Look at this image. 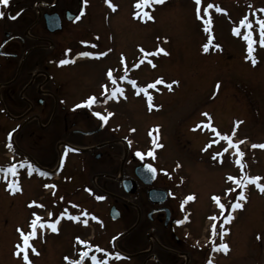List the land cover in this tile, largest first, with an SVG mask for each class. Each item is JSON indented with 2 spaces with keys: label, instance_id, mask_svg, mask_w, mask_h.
<instances>
[{
  "label": "rangeland",
  "instance_id": "obj_1",
  "mask_svg": "<svg viewBox=\"0 0 264 264\" xmlns=\"http://www.w3.org/2000/svg\"><path fill=\"white\" fill-rule=\"evenodd\" d=\"M111 2L115 10L102 3L100 10L91 8L86 16L70 24L65 33V49L69 48L66 58L45 57L49 70L59 75L56 80L66 81L67 107L91 96L97 98L92 107L80 108L82 116L72 115L71 120H84L81 126L89 130L93 124L100 126L94 111L112 114L100 134L81 137V146L87 149L97 141L110 142L96 150V154L101 153L100 159L88 150L81 154L65 148L61 115L65 108L62 110L61 104L51 124L41 127L49 119L12 118L25 109L20 100H16L17 106L13 98L8 104L11 117L1 112L0 102V167L15 165L18 173L0 172V264H27L22 252L16 255L17 245L23 246L18 229L27 234L36 217L40 218L37 235L30 242L39 254L28 249L32 264H96L92 257L101 264H131L122 255L114 259L112 239L122 223L110 218L105 194L93 195L90 187L97 182L115 189L122 163V175L134 178V167L146 161L160 171L155 184L163 186L170 175L181 183L182 196L190 192L195 196L191 209L198 208L196 237L207 262L214 255L206 246L211 241L205 214L218 215L222 209L229 224L225 228L227 237L219 244H227L229 250L216 252L220 257L214 264H264V193L255 183L243 181L245 176L259 177V183L264 184V148L252 147L264 144V46L259 24L264 20V0H201L200 5L196 0H164L146 8L152 19L134 15L139 11L137 0ZM209 4L214 6L208 8ZM245 18L251 22V29L241 24ZM249 32L254 42L252 53L245 39ZM205 44L208 51L203 49ZM159 48L165 52L155 54ZM32 55L21 59V73L28 71L29 80L37 68L31 66ZM251 57H255V64ZM61 60L71 62L60 64ZM17 65L18 60L5 79L15 73ZM109 70L115 84L107 75ZM40 77L36 82L44 75ZM158 79L164 83H156ZM173 81L178 83L171 89L166 87ZM153 83L156 86L149 87ZM114 87L122 88L123 95L112 97ZM59 94L65 98L61 91ZM148 95L153 98L151 110ZM225 135L231 137V143L223 138ZM78 137L74 136L77 143ZM153 139L162 147H156ZM149 150L154 151L155 158L136 155L137 151ZM93 171L96 174L91 178ZM13 182L21 190L13 192L9 188ZM241 191L246 196L239 201L243 207L233 209ZM101 196L104 198L98 200ZM214 197L220 198L224 208ZM52 223H56L57 231L48 226ZM77 237L86 243H79ZM128 244L122 241L131 249ZM84 251L87 256L82 255ZM156 255V262L152 258L149 264H179L166 255Z\"/></svg>",
  "mask_w": 264,
  "mask_h": 264
},
{
  "label": "flooded vegetation",
  "instance_id": "obj_2",
  "mask_svg": "<svg viewBox=\"0 0 264 264\" xmlns=\"http://www.w3.org/2000/svg\"><path fill=\"white\" fill-rule=\"evenodd\" d=\"M102 3H106L105 0H88L87 4L84 3V0H9L7 6L0 5V11L5 13L3 17H0V102L3 104L1 112L8 117L12 116L8 104L13 98V104L17 106L20 102L25 109L12 118L19 120L22 117L31 116L37 120L49 119V123L46 125L40 124L41 127H46L51 124L50 121L59 110L58 104H61V109L65 108V113L61 114L64 122L65 148L81 154L88 150L87 152H90L91 155H96V159L102 157L101 153L96 154V150L105 147L110 142L97 141L94 146L87 149L81 146L83 144L81 137L95 136L102 132L100 130L93 134L87 133L95 131L101 126V119L95 115L99 111L93 112L100 120L99 127L93 124L91 129L86 130L81 126L84 124V120L81 121L80 118L71 120L69 117L72 115L82 116L80 108L84 105L79 103L71 107L66 106L69 103L67 101L66 81L56 80L57 75L49 70V65L45 64V57L50 56L55 59V57L62 58L64 56L66 58L65 53H69L67 51L69 48L65 49V45H67L65 44V36L68 35L65 33L70 24L86 16L91 8L97 7L100 10ZM146 8L144 11L147 10ZM72 14L76 15L70 19ZM84 42L86 45L87 41ZM90 45L96 47L92 43ZM29 53H33L32 57L34 58V63L31 66L37 67L34 69L32 81L29 80L28 71L21 73L23 63L21 59L23 57L25 59ZM17 60L18 65L15 73L9 79H5V74L14 69L13 66ZM41 75H44L43 80L36 82V80L42 79ZM54 84L57 85L54 86ZM6 91H10L9 95L6 94ZM60 91L65 94V98L60 97ZM16 100L20 101L17 102ZM77 105L81 106L77 107ZM74 136H80L78 143L74 141ZM123 171L124 163L118 172L121 174ZM164 173L168 174L167 171ZM95 174L96 171H93L91 178ZM159 174L160 171L158 170V177ZM124 177L125 175L122 178L118 177V181L114 180L117 185L115 189L106 188L97 182H92L93 185L90 187L93 195L97 196L98 193L100 195L101 192L105 194L104 197L109 202V215L112 207L119 211V217L114 221L121 222L122 228L112 239L114 259L119 254V256L127 257L131 264H149L152 256L160 253L171 257L173 261H177L179 264H214L217 261L219 256L216 253L219 252L217 247L227 237L225 228L229 224V219L225 211L219 209L218 215L205 214L204 223L209 221L206 231L211 241L210 245L206 246L207 250H213L214 255L212 260L207 262L206 254L199 247L202 245L198 243V237H196L195 214L197 215V207L191 209L192 204L196 203V198L194 196L192 200L186 199L189 195H193L192 192L185 197L182 196L181 183L169 175L167 179H164L163 186L155 184L158 177L151 186L138 182L137 193L133 195L125 189L122 180ZM150 188L166 191L167 198L165 201L160 203L151 201L149 198ZM226 218L228 222H226ZM178 220H182L183 223H177ZM213 225H215V234H213ZM150 234L154 235L158 242L151 244L149 241ZM119 241L121 246H119ZM122 241L129 243V246L132 245L129 247L131 249L122 245ZM29 243L31 244L30 241ZM121 250L124 254L120 253ZM201 260L203 261L200 262Z\"/></svg>",
  "mask_w": 264,
  "mask_h": 264
},
{
  "label": "snow or ice",
  "instance_id": "obj_3",
  "mask_svg": "<svg viewBox=\"0 0 264 264\" xmlns=\"http://www.w3.org/2000/svg\"><path fill=\"white\" fill-rule=\"evenodd\" d=\"M88 0H84V3L87 4ZM106 3L109 4L110 7L113 8V10L116 9V5L112 4L111 0H105ZM164 0H137V3L135 5V7L139 10L137 11L136 13H134V15L136 16H143V17H147L148 19H152L153 17H151L150 13L147 12V11H144V9L150 5V4H157V3H163ZM9 4V0H0V5L2 6H7ZM196 4L197 5H200L201 4V0H196ZM214 5H211L209 4L208 5V8H211L213 7ZM218 11H222V9H217ZM5 15V13L3 11H0V17H3ZM76 19H79V17H76ZM241 24H247V26L249 27V29H251V22L247 20V18H245V20L241 21ZM259 24H260V27H261V40H260V43L262 46H264V20H260L259 21ZM245 39L249 41V45H248V52L249 53H252L254 51V48H253V41L251 39V32H249V34L247 36H245ZM217 48H219L220 46L219 45H216ZM203 49L204 51H208L209 49V45L208 44H205L203 46ZM140 51L143 53L144 52V49L143 48H140ZM161 52H165V50L163 48H159L155 54H159ZM105 53H99L98 55H104ZM166 54V53H165ZM79 55H87V56H91V55H94L93 53H80ZM71 61L69 60H61L59 63L60 64H65V63H69ZM251 62L253 64L256 63V59L255 57H251ZM149 63H151V61H149ZM153 67H155L154 64H152ZM134 67H138V65H134ZM108 77L112 79V82L113 84L116 83L115 81V78L112 77V71L109 70V72L107 73ZM121 79H126L127 77L126 76H122L120 77ZM130 83H132L133 85L136 83L135 81H130ZM156 83H164V81L162 79H158ZM174 83H178L177 81H173L172 83H168L166 84V87H168L169 89H171L172 87V84ZM156 84L153 83L151 85H149V87H155ZM219 88V84H217V89ZM105 90L107 91V87L105 86ZM141 91H145V89H141ZM117 93H120L121 95H123V89L122 88H113L111 90V96L112 97H117ZM118 98V97H117ZM152 96L151 95H148L147 96V100H148V104H149V107H150V110H151V107L153 106L152 105ZM97 98L95 96H91L89 97L86 101L82 102L83 105H86L88 107H92L93 103L96 102ZM81 105H77V107H80ZM95 115L97 117H99L102 121H107L108 119V116L112 115L111 113H109L108 115H102L100 112H96ZM203 115L205 117H208L209 114L208 113H203ZM240 122H237V124H239ZM200 125H196V127H199ZM209 127H211V125H209ZM134 131V129L132 130ZM157 131H158V128H157ZM11 135V134H10ZM217 135H219V133H217ZM224 139L228 140L229 143H231V137L230 136H227L225 135L223 137ZM152 143L156 146V147H162V145L158 144L156 139H153ZM252 147H261V148H264V144L262 145H253ZM225 151H227V149H225ZM237 151L239 152V148L237 146ZM240 156H243V152H239ZM137 156H139L141 159L144 158L145 155L147 156H151L153 158H155V153L154 151L152 150H149L147 153H143V152H140V151H137L136 153ZM239 162V161H238ZM33 167V170H35V166H32ZM147 168L150 169L153 173L156 171V169L153 167V165L151 164H148L147 165ZM3 171H8V172H11L13 173L14 175L18 174L17 173V170H16V166L15 165H10L7 169H4L2 167H0V172H3ZM42 175H46L47 173H41ZM228 179L230 180H234L236 181L237 184H240L241 181L237 180L236 177H232V176H229ZM259 180L260 178L259 177H245V182L246 183H255L256 184V187L262 192L264 193V184L262 183H259ZM9 188L15 192L17 190H21L19 189V184L17 182H13V183H10L9 184ZM104 197H97V199H103ZM187 200H192L194 199V195H189L187 198ZM215 201L217 202V204H219V206L221 208H224V205L220 203V198L219 197H214ZM246 199V196H245V193L243 191H241L239 193V196L237 197V200L236 202H234L232 204V208L233 209H238V208H242L243 205L239 202L241 200H245ZM36 202L33 201V204H35ZM69 218L71 219H75V220H79L80 217L79 216H70ZM95 219V217H93ZM39 217H36V219H33L32 222H31V231L28 232L27 234H25L23 232V230L21 229H18V231L20 232V235L22 237V240H23V246L21 247V245H17V252H16V255H21V252L23 253V260L27 262V264H32V261L29 259V256H28V249L31 248V250L33 252H36V254L38 255L39 253L36 251V249L29 243L30 239L31 238H34L36 235H37V232H36V228H37V223L39 221ZM185 219H187V217H185ZM226 222H228L227 218H226ZM58 223V222H57ZM84 223H87V221H84ZM177 223H183L182 220H178ZM45 225L44 224H40V227H44ZM49 227H51V229L53 231H57V227H56V223H52V224H49L48 225ZM226 231V230H225ZM213 234H215V225H213ZM221 235H223V233H221ZM77 240L79 241V243L81 244H85L86 242L83 241V240H80L79 237H77ZM223 250L224 252H227L229 249H228V245L227 244H220L218 247H217V250ZM83 256H87L88 255V252L87 251H84L82 253ZM117 256H119V254H117ZM65 259H68L67 257ZM92 259L94 261H96V264H101V261L97 260L96 257H92ZM72 264H82V261H73Z\"/></svg>",
  "mask_w": 264,
  "mask_h": 264
},
{
  "label": "water",
  "instance_id": "obj_4",
  "mask_svg": "<svg viewBox=\"0 0 264 264\" xmlns=\"http://www.w3.org/2000/svg\"><path fill=\"white\" fill-rule=\"evenodd\" d=\"M75 15L76 14H72L70 19H72V17H74ZM105 125H106V122L103 121L101 127L98 128L95 132L102 130L105 127ZM90 133H94V132H90ZM148 164L150 163L140 164L136 166L135 175L142 183L150 186L154 183L157 177V169L153 166L156 169V171L153 173L150 169L147 168ZM124 184L129 193L131 194L137 193L138 182L134 178H131V177L126 178L124 180ZM149 198L151 201L155 203H160V202L165 201V199L167 198V192L162 189H158V188H150ZM110 214L112 218L114 219H117L119 217V211L115 207L111 208Z\"/></svg>",
  "mask_w": 264,
  "mask_h": 264
},
{
  "label": "bare ground",
  "instance_id": "obj_5",
  "mask_svg": "<svg viewBox=\"0 0 264 264\" xmlns=\"http://www.w3.org/2000/svg\"><path fill=\"white\" fill-rule=\"evenodd\" d=\"M107 125V124H106Z\"/></svg>",
  "mask_w": 264,
  "mask_h": 264
}]
</instances>
